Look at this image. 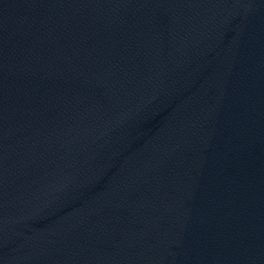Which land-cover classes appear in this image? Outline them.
Returning <instances> with one entry per match:
<instances>
[{
  "label": "water",
  "instance_id": "1",
  "mask_svg": "<svg viewBox=\"0 0 264 264\" xmlns=\"http://www.w3.org/2000/svg\"><path fill=\"white\" fill-rule=\"evenodd\" d=\"M0 142L118 264H264V0H0Z\"/></svg>",
  "mask_w": 264,
  "mask_h": 264
}]
</instances>
